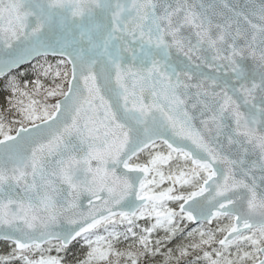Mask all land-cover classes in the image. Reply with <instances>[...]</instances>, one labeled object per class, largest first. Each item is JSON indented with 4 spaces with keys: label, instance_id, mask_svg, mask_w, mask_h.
I'll list each match as a JSON object with an SVG mask.
<instances>
[{
    "label": "snow or ice",
    "instance_id": "1",
    "mask_svg": "<svg viewBox=\"0 0 264 264\" xmlns=\"http://www.w3.org/2000/svg\"><path fill=\"white\" fill-rule=\"evenodd\" d=\"M0 264H264V0H0Z\"/></svg>",
    "mask_w": 264,
    "mask_h": 264
}]
</instances>
